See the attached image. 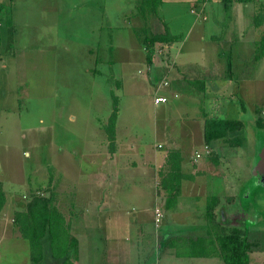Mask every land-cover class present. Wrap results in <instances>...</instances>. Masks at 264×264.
I'll return each mask as SVG.
<instances>
[{
    "label": "rangeland",
    "instance_id": "1",
    "mask_svg": "<svg viewBox=\"0 0 264 264\" xmlns=\"http://www.w3.org/2000/svg\"><path fill=\"white\" fill-rule=\"evenodd\" d=\"M1 1L0 217L25 210L34 195H56V206L68 217L81 212L83 228L76 232L80 255L71 251L67 264H75L76 257L78 264H225L219 256L189 258L184 239L205 237L208 242L215 232L229 234L233 228L247 229L249 240L257 243L248 254L249 264H264V169L257 168L264 154V58L254 60L264 24L258 29L252 24L253 15L264 10V0L247 4L232 0L226 10L211 0L206 12L195 3L167 0L153 13H143L140 0ZM164 27L183 44L145 47L144 37ZM214 37L218 44L211 42ZM181 45L182 55L192 62L210 65L216 72L222 66L223 72L217 77L208 70V75L199 66L201 108L197 100L187 104L173 99L166 87L159 88V95L175 105L163 115L153 105L156 87L165 80L180 83L172 56ZM115 100V134L120 143L134 144L140 151H154L156 144L171 143L172 138L180 141L172 131L179 128L182 114L196 118L204 111L210 119L242 123L240 130L213 141L208 152L189 163L190 168L203 171L205 166L212 171L206 178L209 196L189 200L188 213L175 205L173 215L169 209L158 222L149 212L136 217L150 203L145 186L141 198L138 187L124 190L125 195L107 187V197L116 198L120 208L117 213L109 198L107 207L101 208L102 189L97 190L92 180L101 168L105 174L118 168L107 150ZM186 127L200 132L198 123ZM234 139L240 146L229 145ZM117 184L121 187L122 180ZM63 189L72 192L57 198ZM213 198L219 203H211ZM78 202L82 210L74 207L72 215ZM209 202L215 227L207 219ZM178 210L182 212L177 215ZM171 237L183 238L165 248ZM21 242L8 237L9 251L0 253V264H27L26 242ZM44 246L39 264H51L48 238ZM206 251L212 252V247Z\"/></svg>",
    "mask_w": 264,
    "mask_h": 264
},
{
    "label": "crops",
    "instance_id": "2",
    "mask_svg": "<svg viewBox=\"0 0 264 264\" xmlns=\"http://www.w3.org/2000/svg\"><path fill=\"white\" fill-rule=\"evenodd\" d=\"M214 1H216V3L223 4L224 10L228 9L232 5L231 4L232 0H214ZM166 2H167V0H161V4H165ZM186 2L195 3V5H198V8H200V9L204 8V12L207 11L206 6L209 5V3H211V6L213 5V2H211V0H181L180 3H186ZM235 2L237 3L236 0H235ZM1 3L3 4L2 1L0 2V4ZM139 4H140V2H139ZM191 11H193V10H191ZM256 29H258V28H256ZM163 31H164V29H163ZM163 31L156 33V34L163 33ZM241 33H242V30H241ZM239 35H241V34H239ZM228 36H229V34H228ZM241 38H243V37H241ZM212 40H213V41H211L212 43L218 44L217 42H219V41H215V37ZM171 44H173V45L178 44L180 46V44H183L182 38L178 37L177 41L175 43H171ZM216 44H214V45H216ZM165 45H169V44H165ZM172 57L175 60L176 66L179 67V69H178L179 71L178 70L177 71H178V74L180 75V77L182 79H181L180 83L174 82V84L172 83V85H171V83L169 84V81L167 82L165 79H163V80H165L164 83H166V85L159 83L160 85H158V87H156L157 91H156V95H155L154 100H153V105L156 107V110L158 112H160V114H163V115H165L164 112H167L168 110L171 109V107H174L175 105H174V103L169 104V97L168 96L159 95V92H160L159 88L166 87L165 89H167V91L169 90L173 99L180 100V101L184 100L185 102H187V104L190 103L191 101H193L195 103L197 100V107L201 108L200 107L201 98L197 94V91L202 90L201 84L203 83V81H200L199 77L196 74L198 70H201L199 68V66L200 67L202 66L201 68H203L202 69L203 71L201 73H207L208 75H210L208 73L209 72L208 70H210L211 75H213V76L216 75L217 77L222 75V72H223L222 66H220L219 71L216 72L210 65L208 66L207 64H205V65H203L202 63L199 64V62H192V60L188 59V57H185L182 55V45L179 49H177V53L175 54V56H172ZM218 57H219V60L221 61V65H223L222 60L224 59V57L221 55ZM226 65H227V63H226ZM228 76H230V77L232 76L231 71H230V74ZM207 77H209V76H207ZM206 80L212 81L213 79L208 78ZM198 84H200V86ZM167 85H168V87H167ZM206 86H207V84H206ZM165 89H162V90H165ZM206 94H207V92L204 94V97H203L205 99L207 98L205 96ZM157 98H163L166 101L164 103H157L156 104L155 99H157ZM200 111H201V109H200ZM177 115H179V114H177ZM201 115H202V117L197 116L196 118H189V116L184 115V114L180 115L181 117L179 119H177V120H179V122H178L179 128L177 129V131L176 130L172 131L173 132L172 136L176 134L175 136H179V138H181L180 141L179 140L174 141L173 140L174 138H172L171 143H170L169 141L164 139L165 140L164 142H159L158 144H156L154 151L147 150V149H142L140 151L137 149L136 145H134V144L123 145V142L120 143L121 139L117 135V131H116L114 151L112 153H110L108 150V146H107V150H108V154L111 155L109 157V160L112 161L111 164L117 163L118 168L117 169H110L111 172H109V170H108L107 174H105V168H101V170H100L101 172H99V173L97 172L95 175L96 177H94V179L92 180V184L95 185V188L97 190L102 189L101 190V192H102V194H101L102 207L101 208L107 207L106 204L108 203L109 199H110V201L113 202V206H115L117 213H118V209L120 208V205L118 204L119 201L117 202L116 198L107 197V187L113 188V190H115L114 188H116L118 191L121 189L120 190L121 193H123V191L128 189V188L133 189V187H136V188L138 187V189H137V190H139L138 197L141 198V197H143L142 194H144L141 191L142 190L141 187L145 186L147 188V190H149V201H150V203L146 206H143L142 209L137 212L136 217H143V215H142L143 213L149 212L151 215L150 217H154L156 220L157 219L156 212L158 211L159 212L158 221H159L160 217H167V214L165 212L169 211V209L171 210V212H172V209H174L176 206H177V208H178V206H182L183 209H185L186 207L189 206L188 205L189 200H195L198 202L202 196H203V198L208 197L209 193L207 194V192H208V190H210V186H209L210 183H209V181H206V178L207 177L209 178V173L212 170L205 169L204 164H207V163L204 160H203L204 162L201 163L204 166V168L202 169L203 171H200L199 167L190 168L191 166H189V163H191V160L201 158V154L206 153V150L208 152V149H211V146H212L211 145L212 143L210 145H206L204 143V140H203L204 123H205V120L207 118L209 119V117L206 116L207 113H205L204 111H202ZM196 123L200 124V132L199 133L198 132L193 133V130L191 128L186 127L187 124L196 125ZM182 126H183V129L180 128ZM165 131H166V129H165ZM195 141H197V142H195ZM128 143H130V142H128ZM164 147H166V148H164ZM106 153H107V151H106ZM171 153H178V155L180 156L179 172L182 175V177L180 180L179 194L177 195L179 199H176L173 202L174 204L172 205V208L171 207L167 208V203H168L167 200L169 198V195H168L167 190H165L163 184H165L164 180L168 179L167 175H169V173L171 172V167H169V163H168V159H169V156ZM197 165H198V162H197L196 166ZM60 173L62 174L61 176L64 177L63 176L64 172L62 169L60 170ZM201 174L203 175L204 179H202L200 177ZM121 180H122V186L123 187L122 186L119 187L118 184L116 187L115 181L121 183ZM198 189L201 190L200 194L198 193V191H199ZM63 190H66V192H64ZM63 190H61L63 194L59 197L57 195V198L61 199L62 196L64 198L66 196V193L68 194L69 192H72V189H71V191H69V189H63ZM103 191H104V193H103ZM127 191H125V193H123V194L124 195L127 194ZM140 191H141V193H140ZM186 193H189V195L186 196ZM48 197L51 198L53 206L61 214V216H62L61 218L64 222L63 226L66 227L67 230L69 231L70 237L76 240V242H77V253H79V255H80V245H81L80 239L81 238L80 237L78 238L76 232H78V230L83 228L81 226V223L83 222V218H84L81 216L82 213L79 212V214H76V216L79 215L77 217H68L65 215L64 212H62L60 210V208L58 206H56V202H55L56 195L51 194ZM213 199H209V201L213 200ZM183 203H185L186 206ZM26 206H27V204H26ZM74 207L75 208L77 207V209L82 210V209H80L81 203L80 202L75 203L72 206V215H73ZM99 210H100V208H99ZM186 210L187 209H185L184 211L187 212ZM23 211H25V210L16 211V212H14V214L17 212H23ZM181 212L182 211L178 210L177 215L180 214ZM185 212H183V214H185ZM171 215H173V212ZM158 221L156 220V222H158ZM71 230H72V233H71ZM79 234H80V231H79ZM8 237H10L11 241H13V242H17V243H19L21 241L26 242V245H24L23 249H25L24 252L26 253V255H28L27 260H29V261L27 262V264H34L30 260L29 242L22 237V234L19 230V227L15 223V217H0V253H3V250L9 251L7 246H5V242L8 240ZM47 238H48V232H46L45 236L41 240L42 254L44 253V247H45L44 241ZM49 242H50V240H49ZM78 244H79V246H78ZM23 249H21V250H23ZM50 251H51V246H50ZM71 251H73V250L69 249V254ZM75 260H74L75 264H78V258L77 257L75 258ZM25 264H26V262H25Z\"/></svg>",
    "mask_w": 264,
    "mask_h": 264
},
{
    "label": "trees",
    "instance_id": "3",
    "mask_svg": "<svg viewBox=\"0 0 264 264\" xmlns=\"http://www.w3.org/2000/svg\"><path fill=\"white\" fill-rule=\"evenodd\" d=\"M239 3H254L255 0H236ZM161 5V0H140L139 8L143 9V13H153L157 11V7ZM145 9V10H144ZM142 11V10H141ZM142 13V12H140ZM253 26L259 28L264 24V10H261L253 15ZM9 25L10 22L8 21ZM177 41V37L169 33L167 27H164L163 33L154 34L153 36H145L143 44L145 47L152 49L156 44H171ZM264 58V35H262L257 43L254 51V60L260 61ZM151 62V57L147 58ZM231 71V63L227 61L228 75ZM117 101L113 102V112L109 118L108 124V150L110 153L115 148V120L117 116ZM258 127H262L257 121ZM242 123L237 120H221V119H206L204 123L203 140L206 145H210L213 141L226 139L228 133L240 130ZM240 141L234 139L229 143L231 147L240 146ZM172 162L171 172L163 184L167 190L169 198L167 208L172 207L175 198L179 194L180 180L182 175L179 172L180 156L178 153H171L168 163ZM218 204L217 198L211 202ZM207 205V219L212 227H215L213 213L210 210V204ZM212 204V205H213ZM3 205V199L0 198V209ZM15 223L19 227L22 237L29 242L30 260L34 264L41 263L43 259L41 240L48 232V238L51 246V264H67L69 257V249L77 253V242L71 238L69 231L63 226L61 214L53 206L50 197L32 196V199L27 203L26 209L23 212L14 214ZM210 231V230H209ZM215 234L214 239L208 240L205 237L186 238L184 241L189 247L186 256L189 258H202L209 256H219L225 264H249V253L257 248L256 242H251L248 237L247 229L233 228L229 234ZM210 234V233H208ZM183 237H171L166 239L164 247H174L172 244L175 239ZM207 247H212V252H207ZM72 264V263H71Z\"/></svg>",
    "mask_w": 264,
    "mask_h": 264
},
{
    "label": "built area",
    "instance_id": "4",
    "mask_svg": "<svg viewBox=\"0 0 264 264\" xmlns=\"http://www.w3.org/2000/svg\"><path fill=\"white\" fill-rule=\"evenodd\" d=\"M165 85H166V83H164ZM166 100L165 99H163V98H157V99H155V103L157 104V103H164ZM156 216H157V221H158V217H159V212L157 211L156 212Z\"/></svg>",
    "mask_w": 264,
    "mask_h": 264
},
{
    "label": "water",
    "instance_id": "5",
    "mask_svg": "<svg viewBox=\"0 0 264 264\" xmlns=\"http://www.w3.org/2000/svg\"><path fill=\"white\" fill-rule=\"evenodd\" d=\"M264 153V152H263ZM260 163L258 164V166H257V168L258 167H263V169H264V154H262L261 156H260V161H259ZM257 168H256V171H257Z\"/></svg>",
    "mask_w": 264,
    "mask_h": 264
}]
</instances>
